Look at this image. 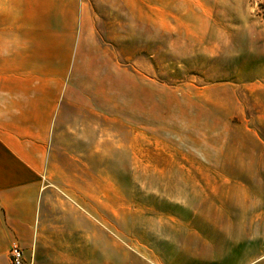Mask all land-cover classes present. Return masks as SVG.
I'll return each mask as SVG.
<instances>
[{"label":"crops","instance_id":"obj_1","mask_svg":"<svg viewBox=\"0 0 264 264\" xmlns=\"http://www.w3.org/2000/svg\"><path fill=\"white\" fill-rule=\"evenodd\" d=\"M122 2L132 11L146 0ZM192 14L189 36L205 39L209 19L201 23ZM89 52L101 56L84 0H0V264H13L14 245L27 263L101 264L107 229L116 221L132 227L133 163L156 165L135 177L143 181L135 191L141 228H152L149 211L156 212L160 238L164 229L214 212L231 229L232 243H253L264 211V59L250 91L238 92L228 81L194 85L174 93L169 114L156 103L149 115L142 87L133 109L129 90L117 145L115 101L89 94L95 90ZM106 60L98 82L114 83L116 63ZM117 158L124 164L122 186ZM242 231L246 238L236 243Z\"/></svg>","mask_w":264,"mask_h":264},{"label":"rangeland","instance_id":"obj_2","mask_svg":"<svg viewBox=\"0 0 264 264\" xmlns=\"http://www.w3.org/2000/svg\"><path fill=\"white\" fill-rule=\"evenodd\" d=\"M84 2L95 27L96 40L101 45V56L105 54L110 62L114 59L116 63L115 82L102 83L98 79L103 80L102 76L107 73L102 67L104 63L107 65L106 58L91 52L85 56L91 61L95 76L92 84L95 90L89 94L93 97L108 95L115 101L117 145H122L123 141L124 134L119 129H123L124 104L129 90L133 109L138 107L142 87L148 94L149 115L156 103L169 114L175 106L177 91L228 81L235 83L237 91L242 93L250 91L251 82L259 79L257 65L264 59V0H146V3L133 4L132 11L122 0ZM195 12L196 17L200 15L201 23L202 17L209 19L208 35L202 40L193 39L187 31L189 24L195 21L192 16ZM100 119L101 123H106L104 115ZM100 136L107 139L108 132L101 131ZM103 150L101 148V152ZM138 151L135 150L137 155ZM122 153L123 148L117 147V156ZM155 169V164H132V227L116 221L115 226L107 229L108 243H101V264L107 256L109 264H264V211H261L259 237L244 247L232 243L231 229L222 226L219 213L214 212L198 213L191 223L190 220L181 222L187 225L185 227L164 229V237L160 238L156 235V212L149 211L152 228H147L148 237L143 238L147 229L140 227L144 219L135 209L140 197L135 191L143 181L135 177L140 171L150 173ZM115 171L117 186H122L124 164L121 158H117ZM147 182L148 186L154 184L153 180ZM154 201V196L148 194L149 206H154ZM207 214L211 220L205 219ZM241 233L243 236L233 238L236 243L246 238L245 231ZM141 239L147 242L141 243ZM151 251L163 258H153ZM256 255L262 257L256 259Z\"/></svg>","mask_w":264,"mask_h":264},{"label":"built area","instance_id":"obj_3","mask_svg":"<svg viewBox=\"0 0 264 264\" xmlns=\"http://www.w3.org/2000/svg\"><path fill=\"white\" fill-rule=\"evenodd\" d=\"M11 257L13 264H33L32 262L27 263L24 259V252L23 250L18 246L14 245L11 248Z\"/></svg>","mask_w":264,"mask_h":264}]
</instances>
